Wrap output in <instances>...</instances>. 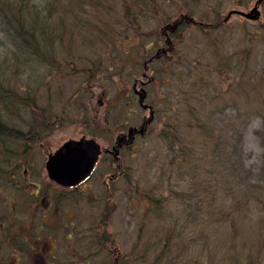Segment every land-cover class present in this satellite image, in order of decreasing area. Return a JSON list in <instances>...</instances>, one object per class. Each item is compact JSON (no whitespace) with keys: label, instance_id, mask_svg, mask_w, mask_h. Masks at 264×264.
<instances>
[{"label":"rangeland","instance_id":"obj_1","mask_svg":"<svg viewBox=\"0 0 264 264\" xmlns=\"http://www.w3.org/2000/svg\"><path fill=\"white\" fill-rule=\"evenodd\" d=\"M182 1L164 2L166 11L172 19L181 9L186 11L187 8L182 5ZM239 1L189 0L188 7L192 11L191 15L196 19H199L201 13H204L202 16L208 14L212 16L215 12H219L223 18L230 9L249 10L255 0H241L243 1L241 4ZM259 9L261 17L257 22L248 23L240 17L233 16L225 24V29H218L210 36L201 38L197 28L192 27L183 33V37L178 42L180 61L177 59L173 62L175 66L178 64L180 69L175 72L176 76L165 75L168 79L167 85L155 82L154 86L149 88L146 103H150L154 108V120L146 134L138 139V148L134 150L135 156L127 159L132 174L131 179L137 181L138 187L133 184L135 188H130L128 186L131 184L130 181L126 176H122L119 181L110 184V191H106L101 182L105 178L104 175L99 176V172H96L76 190L78 217L100 216L102 211L106 215V208H111L108 229L112 233L110 238L131 263L144 264L146 259V263L150 264H264L263 208L257 207L252 200H250L252 206L248 209L243 207L241 215L238 207L236 208V205L245 203L241 198L243 195H248L250 198L264 195V186L261 187L257 181H254L256 184L248 182L250 178L251 181L259 178V174L264 172V90L250 91L255 88L259 90L254 84L258 86V79L264 80V6H260ZM100 18V16L95 18L96 21H93L92 25ZM211 18L201 20L209 21ZM68 20L69 18L67 22ZM96 26V30H87L86 33L83 31L71 33V42L74 40L70 45L71 48L75 42L76 44L79 42L77 39L80 35L88 36L87 38L91 36L95 40L92 44L75 48L73 50L75 57L69 55V46L63 45L61 54L57 56L59 59L64 53L62 62L54 66L58 71L56 75H44V68L39 69V76L46 83L45 87L38 90L40 106L47 110L54 105L60 114L68 117L73 123L57 134V139L60 141L70 136L79 137L84 130L89 136L96 137L101 145H111L115 135L109 130L112 122L111 119L108 121V117H106L107 125L101 121L106 109L98 108L96 100L100 98L104 103L109 100L112 103L121 102L120 96L126 90L130 91L132 83L123 72L139 70L140 64L136 61V55L139 54L141 44L129 38L125 40L122 36H116V44L123 46L120 52L134 50L133 54L126 56L129 61L115 62L112 67L99 70H106L101 73L103 76L101 79L97 75L89 77L90 69L99 68L100 65L97 63L103 60L104 49L107 54L105 44L98 32L103 35L109 33ZM154 26L153 23L146 22L141 27L140 34L147 35V30L154 31ZM77 28L76 26L73 30ZM18 32H21V28ZM110 33L109 43L113 44L114 32L110 31ZM12 35L17 36L16 33ZM129 36H135V33L129 31ZM213 40L216 44L212 42ZM14 42L15 39L13 44ZM12 47L13 45L8 42L7 34L0 29V59L9 53ZM215 47H218V50ZM15 48L20 52L19 48L16 46ZM216 51L218 53L214 54ZM196 58H204L209 60V63L211 61L223 64L227 68L221 73L218 81H222V85L229 93L230 89L235 87L233 84L236 81L239 83L237 93L239 100L236 104H234L236 99L225 100L214 92L216 87L209 84L216 79L213 73L207 74V78L203 76V81L207 83L204 87L193 86L202 79L200 73H203L202 66L200 71H196L194 67L197 65L194 61ZM240 61L245 62L239 64ZM134 65L136 67H133ZM22 82H25V79ZM193 90H196V94L192 97ZM257 92L259 96L254 94ZM248 94L250 97H245ZM160 104L164 105L162 109ZM94 107L95 110L97 109L98 117L94 114ZM130 107L132 108V104ZM112 108L108 110L110 117ZM133 109L138 116L127 113L126 110L121 114L122 119L128 122L125 128L130 125L138 126L141 117L148 116L147 112L139 113L137 104ZM206 114L209 115V121L205 118ZM174 120L182 125L201 123L198 125L199 128L205 125H214L218 128L230 125L243 126L242 142L238 151L242 165L239 174L236 175L229 171L230 169L223 171L219 167L217 158L212 161L208 169H200L198 165L201 162L194 160L190 166L186 165L185 168L183 166L179 171L174 167L168 169L167 166L170 165L168 158L172 150L167 152L163 133L168 126L174 124ZM195 155L204 160L202 152ZM159 168L167 170L160 172ZM109 172L111 171L107 173ZM97 176H99L98 181L95 183ZM154 184L156 185L153 197L161 198L153 210L146 211L147 203H139L136 199L142 187L149 188ZM108 196H111V201L118 207H111L107 203ZM130 198L133 200L130 201ZM104 203L108 205H103ZM145 212H149L148 216ZM80 224L84 229L79 230L81 234H78V237L82 238L86 229L82 220ZM137 249L139 253L146 251L147 255L144 259L136 254ZM92 250L93 254H96L95 249ZM135 257L140 258V263L132 261ZM93 259H98V256H93Z\"/></svg>","mask_w":264,"mask_h":264},{"label":"flooded vegetation","instance_id":"obj_2","mask_svg":"<svg viewBox=\"0 0 264 264\" xmlns=\"http://www.w3.org/2000/svg\"><path fill=\"white\" fill-rule=\"evenodd\" d=\"M184 15L188 14L178 12L174 19L170 15L169 19L161 18L164 26L153 20L152 23H155L158 33L155 29L152 33L149 32L148 39L144 40L147 44L143 43L144 47L136 56L141 71L139 66V76L136 71L128 73L130 74L128 80L132 83L130 91L126 90L120 96L121 102L112 103L109 100L104 103L100 98L97 100V107L106 109V114L102 118L106 125L109 108L120 107V112L113 113L111 117L113 126L111 125L109 130L115 134L113 143L103 146L97 141L102 152L89 176L90 178L96 172H99V176L104 175L105 178L101 182L106 191H110L111 183L125 176V160L135 156L134 150L138 148V139L145 135L153 122L146 123L141 134L139 128L145 116L141 117L138 126L130 125L125 128L128 122L122 119V112L126 110L127 113L138 116L133 106L137 104L139 113L141 112L139 90L146 91L144 102L148 108L153 107L146 103L149 88L153 87L155 82L167 85L168 79L165 75L171 74L169 71L172 63L177 59L180 61L181 58L178 42L183 33L187 32L189 27L205 29L211 26L210 23L204 24L194 17L190 23H186L188 20L183 19ZM162 65L166 66L162 68ZM108 103L110 104L107 105ZM162 106L164 105L160 104L161 109ZM96 110L94 109V114L98 117ZM142 111L146 112L147 109ZM56 114L57 116L51 120L44 114L38 120H22L19 135L3 143L7 146L4 148L9 161L3 171V183L0 184V264H131V260L126 259L125 254L110 238L112 235L108 231L112 214L110 207L106 208V215L103 211L100 216L76 215L78 196L76 190L89 178L73 187L59 185L48 178L47 158L66 140L76 139L71 136L61 141L57 139V134L73 123L58 111ZM86 134L87 132L83 130L81 135ZM22 144L25 147L21 148ZM109 170L111 172L107 173ZM107 203L111 207H118L110 199ZM81 220L86 230L83 232L85 236L79 238L78 234H81L79 230L84 229L81 227ZM92 249H95L96 254H93ZM93 256H98V259L94 260ZM144 261V264H150L146 263V259Z\"/></svg>","mask_w":264,"mask_h":264},{"label":"trees","instance_id":"obj_3","mask_svg":"<svg viewBox=\"0 0 264 264\" xmlns=\"http://www.w3.org/2000/svg\"><path fill=\"white\" fill-rule=\"evenodd\" d=\"M95 1L103 2L101 12H98L94 4ZM149 1L150 0H0V26H2L0 29L7 34L9 44L13 45L9 53L5 54L3 58L1 57L0 59V64L9 65L5 71L0 69V110L12 122V126L9 127L5 120L0 119V129L1 127H5L12 128L14 131L20 130L22 120H38L41 119L42 114L46 116L49 111L52 113L49 120L57 116V110L56 108L54 110V105H51L47 110L42 109V107H40V109L35 105L36 103L33 97L34 95L37 97L38 90L46 86V83L42 81V77L39 76V69L44 68V75L53 74L55 71V64H60V59L64 55V53H62L59 59L57 57L61 54V47H64L63 45L68 42L70 44L74 42V40L71 42V32L68 33V31L72 30L73 26L78 27L75 33L80 31L86 33L87 30H96V25L103 31L109 33V35H103L100 31L98 32L103 44H105L107 54L104 49L103 60L97 63L104 67L99 66V68L94 70L90 69L88 71L89 77L97 75L98 78L101 79V77H103L101 73L106 70H99L110 68L115 62H128L129 60L126 56L128 54H133L134 50L130 49L129 52H120L123 46H120L119 43L116 44V36H122L119 28L121 23H130L127 27L128 29L125 30V36L123 38H125V40L129 38L138 44L141 43L142 48L144 47L142 41L148 39L147 36L149 32L152 33L153 31H148L146 29L147 35H142L140 34L141 27L145 25L146 22L152 23L153 20H156L158 24L163 17L169 19V13L164 6V2L167 0H153L156 3V8H158L157 13H151L145 16V12H143L142 9L145 8L146 2ZM188 1L189 0L182 1V5L187 8L186 11L189 9ZM241 2L243 3V1L240 0L239 3L241 4ZM180 11H183V9ZM203 14L204 13L199 15V19L212 17V20L208 22L211 26L205 29H199V31L201 30L202 37L210 36L218 29L226 28L219 12H215L212 16L210 14L202 16ZM98 16L101 18L92 25V22L96 21L95 18ZM68 18L69 20L67 22ZM153 24L155 25V23ZM54 27L64 32L65 37L63 40H61V37L58 35H53L51 38L50 31ZM19 28H21L20 33L18 32ZM155 29L156 26L154 30ZM110 31L114 32L113 44L109 43ZM129 31L134 32L135 36H129ZM15 33L17 35L16 37L12 35ZM156 33H158V28L156 29ZM8 36L9 38L11 36V41ZM87 37L84 35L78 37L77 40H79V42L77 44L75 42L72 45L69 51L70 56L75 57L73 53L75 48L92 44V41L95 40L91 36H89V38ZM250 37H248V39ZM253 38L254 37H252V39ZM14 39L15 42L13 44ZM212 42L216 44L214 40ZM144 43L147 44L146 42ZM121 45H123V43H121ZM15 46L20 49V52L16 50ZM215 48L218 50V47ZM217 53L218 51L214 52V54ZM194 61L197 64L194 65L196 71H200V66H202L203 73H200L202 79L195 82L193 86L197 88L204 87V84L206 85L207 83L203 81V76L205 75L207 78V74L213 73L214 79H216L209 84L216 87L214 92H216L217 96L231 101L236 99L234 104L238 102L239 96H237V93L239 83L236 81L233 84L235 87H232L229 93L222 85V81H218V78H221V73L227 69L223 64H217L211 61L209 63V60H205L204 58H196ZM204 62L206 64H202ZM244 62L245 61H240L239 64H243ZM165 66L166 65H162V68ZM178 66V64L175 66V64L172 63L169 73L176 76L175 72L180 69ZM133 67L136 66L134 65ZM128 73L127 70L123 72L124 75ZM23 79H25V82H22ZM257 85L258 86L254 84V87H259V90L255 88L250 89V91L254 90L253 92H255L261 91V89L264 90V80L258 79ZM195 91L196 90L192 91V97L193 94H196ZM234 92L236 93L234 94ZM254 94L256 96L260 95L259 92ZM245 97L250 96L248 94ZM208 117L209 115L206 114L205 118L207 121H209ZM199 124L186 123L182 125L174 120V124L168 126V128L164 130L163 139L165 141L166 150L168 153L172 150L168 158L170 163V165L167 166L169 167L168 169L174 167L176 171H179L183 166L184 168L186 165L190 166L192 160L199 163L201 162L198 165L200 169H208L212 161L217 158L219 167L223 171L230 169L229 171L238 175L239 169L242 167L241 160L238 157V151L241 147L244 127L230 125L229 127L221 126V128H218L214 125H205L199 128ZM17 134L19 135V133ZM1 138L2 135L0 133V139ZM201 152L204 160L199 157L197 158L195 155V153L200 154ZM158 170L161 172V170L166 171L167 169L159 168ZM250 179L248 181L249 184H256L254 181H257V184L261 185V187L264 186V172L262 174L260 173L257 179L252 181ZM157 183L158 182H156V184ZM156 184H154L153 187L142 188L141 191H139L138 199H136L139 203H147L145 206L146 211H148V209L150 211L151 209L153 210V207L157 206V202L161 198L153 197V190ZM241 198L244 199L243 202L245 203L236 205L239 215L243 213V207L248 209L252 206L251 203L253 202L257 207L260 206L263 208L262 217L264 218V195L254 196L253 198H250L248 195H243ZM132 200L133 199L130 198V201ZM250 200H252V202ZM143 213L144 212H142V214ZM145 214L148 216L149 212H145Z\"/></svg>","mask_w":264,"mask_h":264},{"label":"water","instance_id":"obj_4","mask_svg":"<svg viewBox=\"0 0 264 264\" xmlns=\"http://www.w3.org/2000/svg\"><path fill=\"white\" fill-rule=\"evenodd\" d=\"M262 1L264 0H256L253 8L248 12L229 11L225 20L231 14H237L252 21L257 20L260 15L257 6ZM143 96L141 95L140 98ZM99 153V145L93 139L82 137L78 140H68L48 157L46 162L48 177L63 186L76 185L88 176Z\"/></svg>","mask_w":264,"mask_h":264},{"label":"bare ground","instance_id":"obj_5","mask_svg":"<svg viewBox=\"0 0 264 264\" xmlns=\"http://www.w3.org/2000/svg\"><path fill=\"white\" fill-rule=\"evenodd\" d=\"M95 6L97 7V9H98V12H101L102 11V8H103V2H97V1H95ZM189 4V3H188ZM143 10V12H145V16H147V15H150L151 13L152 14H154V13H157V10H158V8H156V3L153 1V0H150L149 2H146V6H145V8L144 9H142ZM130 23L129 22H122L121 23V25H120V33H121V35H122V37H124L125 36V30L126 29H128L127 27H128V25H129ZM158 24L160 25L161 24V26H164L163 25V22L160 20L159 22H158ZM73 28H75V27H73ZM73 28H72V30L71 31H68V33L69 32H73V31H75V30H73ZM53 35H58V36H60L61 37V40H63L64 39V37H65V34H64V32L62 31V30H60V29H57L56 27H54V28H52L51 29V31H50V36H51V38L53 37ZM67 45L69 46V49H71V47H70V43L68 42L67 43ZM68 49V51H70ZM138 59V58H137ZM136 59V61H138ZM140 63V62H139ZM9 65L8 64H0V69H2V70H7V67H8ZM125 76H127L128 78H130V74H127V75H125ZM33 100H34V102L36 103L35 105L37 106V107H41L40 106V99L38 98V93H37V97L34 95V97H33ZM117 112H120V107L119 106H117V107H115V110H114V114H116ZM51 115H52V113L49 111L48 113H47V115H46V118H50L51 117ZM0 119H3V120H5V122L7 123V125L9 126V127H11L12 126V122L7 118V116L6 115H4L2 112H1V110H0ZM1 126V125H0ZM1 129H3V130H1ZM1 129H0V133H1V135H2V138L0 139V184H2L3 183V179H2V176H3V171L5 170V168L7 167V163H8V155H6V150H5V148H4V142L5 141H9V139H13L14 138V135L15 134H17V133H19V130H17V131H14L12 128H3V127H1ZM5 129V130H4ZM18 135V134H17ZM17 135H15V136H17ZM141 137H143V136H141ZM140 137V138H141ZM5 147H7V146H5ZM23 147H25V145L24 144H22L21 145V148H23ZM109 152H111V151H109ZM129 158V157H128ZM127 158V159H128ZM126 159V160H127ZM126 166H125V176L127 177V179L130 181V183L131 184H128V186L130 187V188H135V186H137L138 187V183H137V181L136 180H132L131 179V175L132 174H130V169H129V166H128V160L126 161ZM134 173V172H133ZM135 186H134V185ZM141 188V187H140ZM143 188V187H142ZM110 200H111V198L110 197H108ZM139 251V249H137V251H136V254H139L138 256L141 258V259H144L145 258V253L144 252H142V253H139L138 252ZM140 258H134V259H132V261H138L139 263H140ZM141 263H142V261H141ZM131 264H136V263H131Z\"/></svg>","mask_w":264,"mask_h":264}]
</instances>
